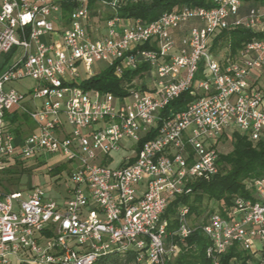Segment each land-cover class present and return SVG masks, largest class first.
Masks as SVG:
<instances>
[{
  "label": "built area",
  "instance_id": "built-area-1",
  "mask_svg": "<svg viewBox=\"0 0 264 264\" xmlns=\"http://www.w3.org/2000/svg\"><path fill=\"white\" fill-rule=\"evenodd\" d=\"M128 1L97 0L112 13L98 27L90 0H0V173L47 156L73 163L63 195L42 184L0 190V264H94L128 250L136 264H166L179 250L174 238L196 226L187 204L177 206L174 228L164 214L218 172L222 136L264 137V85L252 79L264 69V35L223 61L211 49L221 29L264 30V10L213 0L146 21L117 14ZM97 61L117 77L145 68L116 95L83 86L105 69ZM28 77L37 84L8 87ZM190 88L194 98L165 114ZM14 111L27 113L29 133L15 132ZM122 149L130 153L111 166ZM246 186L250 195L235 196L227 217L212 211L199 225L211 264L234 243L262 250L264 176Z\"/></svg>",
  "mask_w": 264,
  "mask_h": 264
},
{
  "label": "trees",
  "instance_id": "trees-1",
  "mask_svg": "<svg viewBox=\"0 0 264 264\" xmlns=\"http://www.w3.org/2000/svg\"><path fill=\"white\" fill-rule=\"evenodd\" d=\"M96 1L90 0L92 7H94ZM246 4L247 6H245ZM260 4H264V0H244L243 7H258ZM74 5V3L64 5L65 12L72 10ZM184 5L211 7L214 3L213 0H129L117 10V14L122 17H134L151 21L175 6ZM111 14L109 12L107 16ZM263 35L264 30L260 29H247L240 26L224 28L217 32L211 49L223 61L227 56H236L248 42L255 38H261ZM221 52L224 54L220 56ZM144 68L139 67L126 72L123 77H117L113 68L107 67L85 80L83 86L123 95L127 93L125 83L131 82L135 77L141 75ZM194 96L191 93V88L184 91L178 98L171 101L164 113L167 114L171 110L184 108ZM10 121L18 135H21V127L24 123L32 122L27 113L17 111H14L11 115ZM220 140L228 141L231 144V149L229 151L220 150L217 144L218 172L210 180H200L194 183L191 194L175 200L168 207L164 217L170 220V228L177 225L176 209L180 203L189 206L190 216L192 214L200 216L203 213L202 205L205 198L218 202L219 212L227 217L235 196L250 195L251 192L246 186L248 181L254 177L264 176V137L253 141L247 135H243L238 131H227ZM15 168L17 167L15 166ZM15 168H9L1 173H12L13 175V173L18 172ZM9 175L6 178H0V185L4 191H9L10 188L4 183L3 179L10 183L15 181L12 175ZM212 211L214 210L210 209L209 215ZM202 223H193L196 228L184 240L178 237L174 238L179 245V250L175 255L176 257L173 260H168L166 264H211V260L206 255L209 239L199 226ZM135 257V250L112 252L101 256L94 264H136ZM221 264H264V249L254 252L245 250L238 243H234L221 256Z\"/></svg>",
  "mask_w": 264,
  "mask_h": 264
},
{
  "label": "rangeland",
  "instance_id": "rangeland-1",
  "mask_svg": "<svg viewBox=\"0 0 264 264\" xmlns=\"http://www.w3.org/2000/svg\"><path fill=\"white\" fill-rule=\"evenodd\" d=\"M247 6V4L245 5ZM262 11L264 10V4H260L258 6ZM108 8H104L103 6L94 5L93 11L91 14V22L98 26L103 27L104 20L109 14ZM224 53L221 52L219 55H223ZM7 58L5 54H0V66L3 64L4 60ZM95 66L103 69L106 66V62L104 61H97L95 63ZM83 76L84 71L82 70ZM82 82V80H80ZM137 82H140V80ZM37 84V80L28 77L21 81H15L13 83H10L8 87H14L19 90H25L31 86H34ZM33 123H24L21 127V133L27 134L30 132L32 128ZM218 147L220 150L229 151L231 149V144L228 141H222L220 140L218 143ZM130 152L126 149H122L119 152L113 153V161L111 162V166L115 167L118 166L125 155L129 154ZM17 168H15L16 171L13 173H7L3 174L0 173V178H6L12 175V177L15 179L12 183L8 182L7 180L3 179L4 183L8 185L10 190L14 191H22L25 189L30 188L31 186L35 184H42L45 188H47L52 195H55V193L59 192L61 194H65L66 189L68 187V182L66 180V174L67 169L73 167V163L69 162L65 157H44L42 160L38 159H30L25 161L17 162ZM61 170H59V169ZM57 171V172H56ZM62 172L61 177H59V174ZM0 190H3L0 185ZM9 190V191H10ZM219 203L213 200H208L207 198L204 199L202 209L203 213L200 216H197L196 214H192L190 216V220L195 224H200L204 221H206L209 217V211L210 209L214 211H218ZM260 249H264V244L260 245ZM176 256H171L170 260H173Z\"/></svg>",
  "mask_w": 264,
  "mask_h": 264
},
{
  "label": "crops",
  "instance_id": "crops-1",
  "mask_svg": "<svg viewBox=\"0 0 264 264\" xmlns=\"http://www.w3.org/2000/svg\"><path fill=\"white\" fill-rule=\"evenodd\" d=\"M244 4V3H243ZM249 9V7H243V10L244 11H247ZM4 62H5V60H4ZM4 62H3V64H4ZM2 64V65H3ZM1 65V66H2ZM0 66V67H1ZM252 79L253 80H255L257 83H260V84H262V85H264V69L260 72V73H256V74H254L253 76H252ZM57 193H59V192H57ZM56 193V194H57ZM59 195H63V194H61V193H59ZM14 264H18L17 262H14Z\"/></svg>",
  "mask_w": 264,
  "mask_h": 264
}]
</instances>
